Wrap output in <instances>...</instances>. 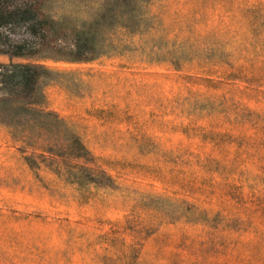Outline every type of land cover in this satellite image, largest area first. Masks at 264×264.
<instances>
[{
    "label": "rangeland",
    "instance_id": "obj_1",
    "mask_svg": "<svg viewBox=\"0 0 264 264\" xmlns=\"http://www.w3.org/2000/svg\"><path fill=\"white\" fill-rule=\"evenodd\" d=\"M30 6L68 39L25 48ZM0 264H264V0H0ZM88 52L84 51L83 53Z\"/></svg>",
    "mask_w": 264,
    "mask_h": 264
},
{
    "label": "trees",
    "instance_id": "obj_2",
    "mask_svg": "<svg viewBox=\"0 0 264 264\" xmlns=\"http://www.w3.org/2000/svg\"><path fill=\"white\" fill-rule=\"evenodd\" d=\"M104 16L93 19L84 28H67L61 21H54L51 17L38 14L32 7L26 6L16 8L5 15V19L15 18L16 31L23 36L16 39V42L7 46L11 54L19 56L25 48L47 44L48 40L61 41L68 39L71 43V55L76 58L90 55L95 43V26L99 19ZM0 25H3L0 23ZM84 51H88L83 53ZM38 68L25 65H0V86L6 88L9 97L21 98L32 94L36 85V73Z\"/></svg>",
    "mask_w": 264,
    "mask_h": 264
}]
</instances>
